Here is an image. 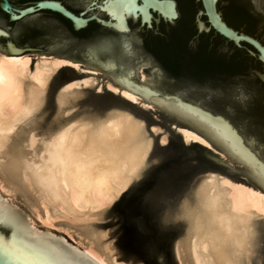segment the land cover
Wrapping results in <instances>:
<instances>
[{
	"label": "bare ground",
	"instance_id": "1",
	"mask_svg": "<svg viewBox=\"0 0 264 264\" xmlns=\"http://www.w3.org/2000/svg\"><path fill=\"white\" fill-rule=\"evenodd\" d=\"M6 55L0 52V128L7 133L11 126L14 131L8 135V143L0 151V182L7 180L5 189L9 184L12 185L13 195L9 196L6 190H0V206L9 210L1 199L19 197L41 226L48 229L47 227L62 225L69 236L75 237L81 252L90 249L97 258L93 261L95 264L99 260H104L105 264H129L117 261L116 248L112 241L107 240V233L95 228L94 223L97 221L92 220V217L97 216V213L93 211V206H111L135 180L125 184L127 172L140 159V148L135 135L136 122L144 121L129 110L121 108H112L102 116L63 118V113L69 114L73 101L79 96L74 94L78 91L76 89L61 92L60 89L65 84L55 97L56 110L61 113L62 118L58 119L54 127L48 128L47 132H38V128L29 122L30 118H24L25 107L36 99L44 103L51 76L65 66L53 67L52 61L66 58L40 55L31 62L30 56L22 54L21 62L17 63L6 60ZM89 75L82 79L95 81L94 74ZM139 75L141 80H145L142 71ZM108 84L119 89L114 93L121 95V92H127L133 100L121 96L132 103L136 101L135 104L140 106L149 103L151 107L155 103L182 123L181 126L186 130H191L194 121L198 119L177 115L174 109L179 103L157 96H135V89L121 87L119 79L106 82L107 89ZM97 86H101L100 83L89 84L88 87ZM128 116L133 119L128 120ZM70 124L74 127L69 128ZM65 128L68 129L67 132H64ZM199 130L205 131L206 126L199 125ZM61 132H64L62 141H53V137H59ZM150 132L149 129L151 137L157 134ZM180 134L185 142L187 137L183 132ZM160 136L167 139L165 133ZM211 139L218 148L226 151L221 141L215 137ZM194 153L201 152L195 150ZM217 158L228 166L206 169L207 173L202 174L192 189L191 197L183 198L177 208L186 225L184 234L173 245L178 264H197V261L199 264H230L231 253L240 248L251 251L243 264H251L255 260V253L258 254L257 261L264 260L263 253L257 247L262 236L260 223L264 224V200L253 195L254 191L264 194V184L254 178L246 183L226 174L211 172L233 170L230 164H226L223 156ZM229 159L231 161L232 158ZM243 168L241 166L238 170L247 173L248 169L245 167L246 171ZM98 173L104 174L100 182L96 180ZM223 179H227L229 183H223ZM237 184L241 186L237 187ZM134 198L133 194L123 196L116 206L122 219L120 244L126 251L139 252L146 258L143 255L144 246L150 240L151 248L146 243L150 256L148 261L150 264H157L161 256V238L154 236L146 228V234L140 237L132 231L134 220L131 218V211L134 208ZM83 217H88L90 223H83ZM57 218L63 221L58 223ZM28 221L19 223L26 232L32 233V237L49 236L37 232L34 221L30 218ZM73 224V230L69 231Z\"/></svg>",
	"mask_w": 264,
	"mask_h": 264
},
{
	"label": "water",
	"instance_id": "2",
	"mask_svg": "<svg viewBox=\"0 0 264 264\" xmlns=\"http://www.w3.org/2000/svg\"><path fill=\"white\" fill-rule=\"evenodd\" d=\"M14 1L20 2V0ZM66 1L72 3L74 0ZM196 1L200 3V7L197 9L194 16L197 33H208L210 30H213L216 34L231 42L235 47L244 49L249 57L256 58L263 65L262 68L264 69V44H262V42L264 43V12L260 11V9L264 7V0H246L251 16L254 18L253 21L234 18L228 13V4L230 0H227L226 4L221 0L220 9L225 19L235 29L222 19L221 12L217 8L218 0ZM145 3L146 0H136L137 7H141ZM173 3L174 6L177 7L175 0H173ZM37 5H39L38 9L36 7ZM209 5L212 6L211 10H207ZM25 9H27V13ZM0 11V28L5 32L12 30L14 33L12 38L15 40L16 44L20 46H17L12 41L11 37L0 36V39H3L4 44L11 43L14 47L22 49L21 55L27 52L41 53V50L73 53V59L61 55H59V57L78 63L81 67L106 72L114 77V79H119L121 87H132L135 89V96L150 95L163 97L165 100L187 105L196 112L207 111L209 115H221L223 119L229 120L234 127L240 128L246 136L255 138L257 141L255 144H249L247 140H245V147L255 151L257 159L264 160V148L261 147V143H264V92L259 91L258 86L254 83L239 80L221 85L193 79L187 76H174L165 70L150 52L139 47L134 42L123 40V36H121L119 42L115 40L114 36L111 38V43L105 40H97L95 42L89 41L86 39L87 37H91L100 31L112 30L121 34L119 29L114 28L115 20L106 11L91 9L86 13L84 23L75 26L74 19L77 13L66 8L59 0H34L23 4L21 7L12 6L9 0H0ZM42 11H49L60 15L70 22L74 31H80L86 28L90 22L96 23L105 30L94 31L86 36L73 35L65 29L62 22L54 15L41 13L38 16L32 17L34 15L29 14L33 12L38 14ZM78 13H83V10ZM153 13L156 14V17L153 16ZM4 14L7 15V18ZM27 17L31 18L18 24H10L21 21ZM89 17L91 19H88ZM203 17L205 20L202 19ZM42 18H47L45 24L51 27L52 31L48 33L42 32L37 35L32 41L33 46H23L22 40L25 38L22 34L21 38L17 40L15 37V29L25 24L32 25L38 23ZM138 18H140V25L148 29L152 28V21L155 24H158L160 20L168 23L167 17L163 15L161 8L154 4L148 7L146 14L140 13L135 16L130 15L126 17L124 21L125 29L129 28L127 19H131L135 22ZM56 29H59L60 33H62V38L59 40L57 38L60 33H57ZM3 41L0 40V52L7 54L6 50L1 45ZM53 43H60V46L56 48L50 47ZM75 59L87 61L88 65L86 64V66L83 62H79ZM148 61H150L157 70L158 80L149 78L145 81H137L134 70L132 69L139 63ZM68 70L78 74V77L90 73L81 72L70 65L63 66L59 71L65 72ZM251 73L264 85L263 72L252 69ZM115 76L118 77L115 78ZM136 89L140 91H136ZM241 89L245 91L251 90L252 93V100L246 111L241 109L236 99ZM223 90H227L228 94L226 95ZM103 91L110 96L117 97L129 106L134 107L136 112L141 116L145 117L148 113H155L154 115L158 117L157 121L163 124L167 129L168 142L166 144H160L159 136L162 133L152 135V138L156 137L157 139L161 157L156 159V163L153 165L152 169L138 182V184L130 186L123 196L129 197L132 194L135 195L133 199L134 208L131 211V218L134 220L132 231L135 235L138 237L145 235L146 228L149 229L154 236L161 238V256L157 264H176L172 250L174 242L173 233L162 230L158 222L160 215L158 209L144 203L143 198L151 191L158 180L182 167H187L189 173H197L210 168H223L225 165L223 162H220L218 158L216 160L212 159L213 156H217V153L212 152L211 149L204 148L203 145L197 142L186 144L182 140L180 132L171 128L170 122H175L178 126H181L182 123L173 119L168 112L162 110L155 103L152 104L153 106L151 108L144 109L140 105L126 100L121 95L109 89L103 88ZM256 103L260 106L259 109L256 108ZM195 150H199L201 153L196 154L194 153ZM143 174L144 170L140 176ZM123 196L121 198H123ZM168 199L166 195L159 196L155 204H163L166 206L169 202ZM0 211L6 216L10 215L15 217L12 212L3 206H0ZM17 222L23 230L21 234L25 238L32 237V233L26 232L18 220ZM0 227H2L4 231H7L11 226L5 224L0 225ZM39 240L60 249H67V246L70 245L69 243H62L58 235H49L45 238H39ZM262 252L264 255V247ZM0 264H3V262L0 261ZM92 264L95 263L92 262Z\"/></svg>",
	"mask_w": 264,
	"mask_h": 264
},
{
	"label": "snow or ice",
	"instance_id": "3",
	"mask_svg": "<svg viewBox=\"0 0 264 264\" xmlns=\"http://www.w3.org/2000/svg\"><path fill=\"white\" fill-rule=\"evenodd\" d=\"M77 5L83 7V13H77L74 19V26L78 24H83L85 21L86 13L91 9H98L99 11H106L110 14V16L115 20V29H119L123 40L131 41L141 46L142 48V37L137 34L135 29L128 28L125 29V18L128 16H135L140 13H147V9L149 6L158 5L165 17H167V21L170 25L175 24V22L179 19V10L174 6L173 0H146V3L137 7L136 0H74ZM221 2V0H218ZM224 4L227 3V0H222ZM37 9L39 5L36 6ZM212 6L209 5L207 10H211ZM11 11V9H10ZM261 12H264V7L260 9ZM27 13V9H25ZM30 15H35L36 13H29ZM146 18V17H145ZM47 18H42L38 23H34L32 25L33 28H45ZM88 19H91L90 17ZM57 33H60L59 29H56ZM24 32V27L20 26L15 29V37L19 40ZM13 31L9 30L8 32L3 31L0 28V36L12 37ZM115 37V40L119 42L121 40V35L116 34L113 31H100L97 34L87 37L91 42H95L97 40H105L111 43V38ZM62 38V33L59 34L58 40ZM66 42V41H65ZM60 43H53L50 45L52 48L59 47ZM2 47L6 50L7 55L5 59L9 62H21L20 56L22 53V49L14 47L11 43H7L2 45ZM51 60V57H49ZM53 67H59L61 65H70L73 68L81 72L91 71L90 68L81 67L78 63H73L68 59H59L52 61ZM89 84H95V81L88 80L85 81L83 79H74L71 83H67L64 87L60 89L61 92H68L71 89L78 90L75 95H79L83 97L86 95L82 91H79L82 88H87ZM108 88L112 92H118L119 89L113 87L112 84H108ZM95 91L97 93H101L103 91V86L95 87ZM136 91H140L136 89ZM55 95V93H53ZM121 95L127 97L129 100H133V97L128 95L127 92H121ZM222 95V94H221ZM241 106V109L246 111L249 103L252 100L251 90L245 91L241 89L239 95L236 98ZM134 103L136 101H133ZM144 108L151 107L149 103H144L141 105ZM43 101L36 99L32 100L24 110V118L29 119L30 123L34 124L36 128H38L41 132H47L48 128H52L56 121L60 118L61 113L57 111L55 108H51L48 111H43ZM177 115L188 118V117H198L194 121V126L191 130H186L182 126H178L175 122L171 123V128L175 129L178 132H183L187 139L185 140L186 144L191 142H197L200 145H203L204 148L211 149L212 152H216L217 156H213L212 159L216 160L218 156H223L225 160H228L230 157L231 164L233 166H242L248 169L246 173V177H252L258 180L261 184H264V160L257 159L255 151L250 150L245 147V140L249 144H255L257 141L253 137H248L246 134L240 129L236 128L229 122L227 119H223L221 115H209L207 111H194L191 107L179 104L176 109ZM52 111H56L55 116H51L49 113ZM210 111V110H208ZM67 112H64L63 115H67ZM128 120H132L131 116L127 117ZM19 122V121H18ZM137 131L135 133L138 145L140 148V159L136 166L129 172H127L125 176V184L130 183L133 179H139L140 173L147 168V164L144 162L147 158V154L151 150V146L153 143V138L148 134L145 125L141 121L136 122ZM199 125L206 126V130L201 132L199 130ZM47 126V127H46ZM110 126V125H109ZM69 128L74 127V125H69ZM67 128L64 129V132H67ZM14 131V128L11 126L8 128L7 133H5L3 128H0V151H2L8 143V135ZM64 132H61L59 137H53V141L63 139ZM152 133H165L167 134V129L163 124L158 126H153L151 128ZM211 137H215L217 140L221 141L223 144V148L226 151H222L220 148L216 146ZM160 144H166L168 141L164 138V136L159 137ZM261 147L264 148V143H261ZM210 155V153H209ZM228 165H225L227 167ZM233 171H236V167L233 168ZM104 178L103 173H98L96 176L97 182L102 181ZM223 183L228 184L229 181L227 179L222 180ZM5 182H0V190H6L9 196L13 195L12 185L9 184V187L5 189ZM240 184H237V187H240ZM251 190V189H250ZM253 195L259 196L261 200H264V194L262 192H253ZM148 199H153V194H148ZM156 207L162 217V219L168 218V213L170 209L163 204H155ZM35 211V209H33ZM93 211L97 213V216L92 217V220L99 221L103 219L106 208H99L93 206ZM82 222L85 224L90 223L88 217H83ZM10 225L7 231H4L2 227H0V261L3 264H92L93 261H96L97 258L95 255H92L90 249L81 252L79 249L72 247L71 245L67 246V249H60L57 247H53L46 242H42L38 237H30L25 238L21 233L22 229L20 228L16 217L14 216H6L2 211H0V225ZM72 227L69 228V231L73 230ZM62 230V228H61ZM81 231L83 229H80ZM103 235V233H101ZM95 239V237H92ZM149 248H151V241H146ZM206 250V249H205ZM107 251V249H105ZM195 251V249H194ZM109 255L111 253L109 252ZM251 255V251L246 248H240L238 251L231 253V262L230 264H243V261L246 257ZM97 264H105L104 260H99ZM199 264V261H197Z\"/></svg>",
	"mask_w": 264,
	"mask_h": 264
},
{
	"label": "rangeland",
	"instance_id": "4",
	"mask_svg": "<svg viewBox=\"0 0 264 264\" xmlns=\"http://www.w3.org/2000/svg\"><path fill=\"white\" fill-rule=\"evenodd\" d=\"M24 55L30 56L31 62H34L36 58L40 55H46V56L61 55V56H66V57L73 59V53L44 51V50H41V53L40 52H27V53H24ZM77 61L83 62L85 65L86 64L88 65L87 61H82V60H77ZM59 70L55 72L49 80L46 93H45V100H44L43 107H42L43 111H48L51 108L57 109L55 97H56L58 90L65 84L71 83L74 79H82L83 77L90 76L89 74H94L95 84L100 83V85H102L103 88H106L105 87L106 82H111V81L114 82L115 80L114 77L110 76L104 71L94 70V72L92 73L88 71L90 72L89 74L87 75L85 74L83 76L81 75V77H78V74H76L75 72H72L69 70L63 72ZM132 70H134L135 78L137 81H145L149 78L158 80L157 70L150 63V61L139 63ZM140 71H142L143 74L145 75V80L140 79V75H139ZM116 77L118 76H115V78ZM81 91L85 93L86 95H84L83 97L81 96L76 97L75 100L73 101V106L70 109L69 114L63 116V118L72 117V116H77V117L79 116H102L104 113H106L112 108H121V109L129 110L136 116L140 117L144 121L145 127L148 133H149V129L151 130L153 126L161 125V123L157 121L158 117L154 115L155 113L151 112V113H148V115L145 117L141 116L136 112V109L134 107L129 106L128 104L124 103L117 97L110 96L104 91H102L101 93H97L95 91V87L82 88ZM53 93H55V95ZM160 98H163V97H160ZM49 114L51 116H55L56 111H52ZM37 131L41 132L39 129H37ZM159 149L160 147L157 143V139L156 137H154L151 150L147 156V160H146L147 168L144 169V174L140 176L139 179H135L127 187V189L124 192H126L130 186L138 184V182L152 169L153 165L156 163V159L161 157V153L159 152ZM226 164H230V167L232 169L236 167V171L232 170L230 172L229 170H212L211 172L219 173L221 175L226 174L232 177L234 180H238V181H242L246 183L252 181V177H246V173H243L238 170L239 167L241 166H233L231 164L230 159L226 160ZM243 169H245V167ZM206 171L207 170L197 172V173H189L187 167H182L179 170L171 172L168 175L164 176L162 179L158 180L153 186V188L151 189V191L148 192L143 198V202L150 206H154V203L157 197L159 196L166 195L169 198L168 199L169 202L166 205V207L170 209L168 213V218L165 220V219H162L161 215H159L158 222L162 230L173 233L174 242L179 237H181V235L184 234L185 228H186L184 219H182L177 208L180 207V204L183 198L185 199L186 197H191L192 189L194 188V186L196 185V183L198 182L202 174H205L204 172ZM149 193L153 194L152 200L148 199ZM122 194L119 195V197L112 203L111 206H108L106 208L107 211L105 212L103 219L94 223L95 228L98 230L105 231L107 233L106 235L107 240L112 241L114 247L116 248L118 262L129 263V264H146V263L150 264V262L148 261V258L150 257L149 250H148V247L146 246V243L144 246V254H143V255H146V258H143L142 254L139 252L126 251L120 244V238H121L120 226H121L122 219H121V215L116 210V206H117V203H119V201L121 200ZM1 200L2 202H4L6 207L9 208V210H11L13 214H15V217L17 218V220L23 221L26 223V222H29L28 220L30 218L32 221H34L35 226L37 228V232L41 234H45V235H58L62 243H69L74 248H77L80 250L81 247L77 243V240L75 239V237L69 236L64 231L62 225H55L54 227H47L48 229H46L45 226H41L39 221L33 215L31 216V213L28 212L29 210L28 208H26L23 202H21L22 201L21 198L19 197L2 198ZM56 221H59L58 223H60L61 221H63V219L57 218ZM260 228L262 230V234H261L262 236H261L259 245H257V247H259L258 250L261 253L264 247V224L263 223H260ZM174 242H173V245H174ZM173 245H172V250H173ZM173 256H174V253H173ZM255 256L258 257V254L255 253L254 257ZM256 257H255V260L251 262V264H264V260L257 261ZM175 262L176 264H178L176 259H175Z\"/></svg>",
	"mask_w": 264,
	"mask_h": 264
},
{
	"label": "flooded vegetation",
	"instance_id": "5",
	"mask_svg": "<svg viewBox=\"0 0 264 264\" xmlns=\"http://www.w3.org/2000/svg\"><path fill=\"white\" fill-rule=\"evenodd\" d=\"M31 1L34 0H26V1L20 0V2L9 0L10 4L14 7H21L23 4ZM59 1L66 8H68L74 13H78L83 10V7L77 5L74 1L72 3H69L66 0H59ZM175 1L180 15H179V19L175 22L174 26L160 20L158 24H155L152 21V28L148 29L140 25V18H138L135 22L132 21L131 19H127V24L129 28L135 29L137 34L142 37V48L146 49L153 56L154 54L151 50H153L155 45H159L161 43H165L168 46L171 54L173 55H176L177 52L180 51V49H183L187 52L188 56L190 55H192L193 57L202 56L203 59L206 60V62L212 63L216 67L212 72H206L202 76L197 78L198 80L218 83L221 85L228 84V82H236L240 80L245 82H252L258 87L261 86V88L264 90V85L260 81L257 83L256 81L258 80V78H256L251 73L252 69H256L264 73V69L262 68L263 65L256 58L252 60L251 58L246 57L244 49L235 47L231 42L219 36L213 30H210L208 33L198 34L194 23L195 13L197 9L200 7V3L198 1L196 0H175ZM217 8L221 12L222 19L229 26L233 27L225 19L220 9V2H218ZM187 11L192 12V18L190 20L185 21L184 15L186 14L185 12ZM41 13H48L50 15L58 16V14L56 13H52L49 11H42L32 17L38 16ZM153 16L156 17V14L153 13ZM28 18L31 17H27L18 22H23ZM202 19L205 20L204 17ZM92 23L94 22H90L89 24ZM101 30H105V29L102 28ZM3 44L4 41L2 42L1 45ZM181 44L183 45L180 46ZM262 44L264 43L262 42ZM23 46H29V45H23ZM138 46L141 47L140 45ZM174 76L183 77L185 75H174ZM223 91L226 93V95L228 94L227 90H223Z\"/></svg>",
	"mask_w": 264,
	"mask_h": 264
},
{
	"label": "trees",
	"instance_id": "6",
	"mask_svg": "<svg viewBox=\"0 0 264 264\" xmlns=\"http://www.w3.org/2000/svg\"><path fill=\"white\" fill-rule=\"evenodd\" d=\"M1 12V11H0ZM184 20H190L192 18V12L187 11L185 12ZM228 13L237 19H244L247 21H253L254 18L251 16V13L248 9L246 0H230L228 4ZM7 18V15L4 14ZM63 24L65 29L77 36H86L94 31H99L102 28L95 24H89L86 28L80 30V31H74L70 25V23L64 19L61 16H56ZM10 23V22H9ZM21 23V22H18ZM18 23H10V24H18ZM33 25V24H32ZM30 24H25L23 36L25 39L22 40V44L26 45H32L33 46V40L34 38L39 35L42 32H49L52 31V28L46 25L45 28H33ZM11 39L15 42V40L11 37ZM3 41V39H0ZM16 43V42H15ZM181 44L180 46H182ZM182 48V47H180ZM154 54V57L156 60L170 73L174 75H185L188 77H192L194 79L199 78L206 72H212L216 67L209 62H206V60L203 59L201 56H188L187 52L183 49H180L179 52H177L176 55L171 54L168 46L165 43H161L159 45H155L153 50H151ZM246 57L251 58L254 60V58L249 57L247 53L245 52ZM257 83L259 80L256 81ZM259 91L264 92V90L261 88V86L258 87ZM259 105L256 103V108L259 109Z\"/></svg>",
	"mask_w": 264,
	"mask_h": 264
}]
</instances>
